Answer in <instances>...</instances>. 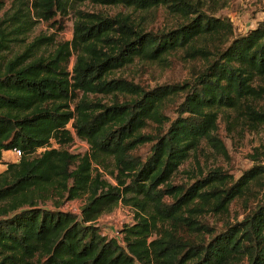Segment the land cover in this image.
Listing matches in <instances>:
<instances>
[{"label":"trees","instance_id":"1","mask_svg":"<svg viewBox=\"0 0 264 264\" xmlns=\"http://www.w3.org/2000/svg\"><path fill=\"white\" fill-rule=\"evenodd\" d=\"M80 1L31 0L28 16L48 22ZM89 1L163 7L173 22L145 32L127 16H86L73 41L46 57L32 58L42 38L9 61L0 55V264H264V146L236 179L215 169L189 186L171 183L202 142L226 155L220 119L244 132L264 126V24L236 35L228 19L191 0ZM17 13L15 32L23 35L30 25ZM9 42L1 33L0 53ZM175 54L201 63L188 81L148 88L111 78L135 59ZM74 139L88 150L72 154ZM144 145L142 158L136 151ZM13 150L18 161L4 163ZM83 198L79 214L62 210ZM237 200L245 214L223 229L196 218L226 215ZM120 203L134 210L133 221L110 237L96 222Z\"/></svg>","mask_w":264,"mask_h":264},{"label":"rangeland","instance_id":"2","mask_svg":"<svg viewBox=\"0 0 264 264\" xmlns=\"http://www.w3.org/2000/svg\"><path fill=\"white\" fill-rule=\"evenodd\" d=\"M31 0H0V37L10 41L8 50L0 53L5 62L21 55L36 39L42 38L44 41L33 50V57L48 56L58 47L59 43L73 41V27L77 21L86 20V16H105L116 18L117 16L129 17L131 21L144 28L145 32H156L172 24L173 20L167 14V10L159 7L151 10H137L125 5H103L89 0L80 1L73 4L66 12V15H56L48 22L38 20L32 13L29 14V4ZM196 3L200 11L208 15L228 19L234 28L236 35H240L254 28L258 24H264V0H191ZM19 9V13L17 10ZM25 15L30 30L23 35L16 34V19L13 15ZM10 17L12 19L10 20ZM32 58H25L26 62ZM74 63L71 58L70 67ZM199 62H187L181 54H175L162 62L147 63L135 59L131 64L114 71L111 78H124L134 84L144 87L154 88L163 84L183 83L192 78L193 72L200 66ZM82 93H79V98ZM93 99V96H89ZM97 99L102 104L109 105L112 102L111 96L97 95ZM176 108L169 107L165 114L170 119L176 117ZM218 138L223 143L226 155L223 156L206 142H202L196 153H192L184 161L171 178V183L175 185H191L196 179L201 178L208 171L220 169L232 175L234 179L251 166L249 156L254 148L260 149L264 146V126L256 131L248 132L236 127L231 128L222 119L218 122ZM88 150L86 143L74 139L69 148L72 154H82ZM136 153L144 158L149 153V145L140 147ZM4 163H16L18 159L11 153H5ZM6 169V165L0 163V174ZM101 178L111 182L108 172L100 170ZM114 184L115 182L112 181ZM85 198L73 201H66L62 210L74 214H79L81 206L85 203ZM59 202L61 200H58ZM243 201L233 202L226 215L206 212L196 216L202 223L220 230L224 228L226 221L233 223L241 220L245 214ZM46 208L52 209L50 204ZM134 210L121 203L117 205L111 213L103 214L97 220V224L103 234L110 237L119 238V231L123 225L131 224Z\"/></svg>","mask_w":264,"mask_h":264},{"label":"built area","instance_id":"3","mask_svg":"<svg viewBox=\"0 0 264 264\" xmlns=\"http://www.w3.org/2000/svg\"><path fill=\"white\" fill-rule=\"evenodd\" d=\"M11 153H12L17 159H19L20 156H21V153H20L19 150H13V151H11Z\"/></svg>","mask_w":264,"mask_h":264},{"label":"crops","instance_id":"4","mask_svg":"<svg viewBox=\"0 0 264 264\" xmlns=\"http://www.w3.org/2000/svg\"><path fill=\"white\" fill-rule=\"evenodd\" d=\"M5 153H8V152H5ZM5 153H3V157H4V154H5Z\"/></svg>","mask_w":264,"mask_h":264}]
</instances>
